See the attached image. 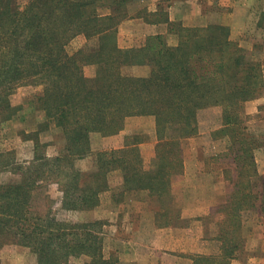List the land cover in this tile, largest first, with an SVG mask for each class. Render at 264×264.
I'll list each match as a JSON object with an SVG mask.
<instances>
[{"label": "trees", "instance_id": "16d2710c", "mask_svg": "<svg viewBox=\"0 0 264 264\" xmlns=\"http://www.w3.org/2000/svg\"><path fill=\"white\" fill-rule=\"evenodd\" d=\"M132 1L29 0L21 7L17 0H0V123L17 115L20 109L11 97L27 84L43 87L36 109L46 116L29 135L36 143L35 162L15 165L0 154V171L19 174L18 180L0 185V238L31 248L38 264H68L84 255L91 259L87 264H118L116 256L104 252L107 223L58 220L55 202L41 203L48 186L59 185L63 210L91 211L109 189L107 174L120 170L123 191L148 192L158 202L157 225L169 226L180 216L170 203L173 180L184 172L183 141L199 133V111L221 107V127L211 137L227 143L216 158L225 165L226 199L207 219L221 249L217 255H195L193 264H231L247 246L250 214L264 218V176L255 155L264 140L244 117L245 104L264 90L263 62L233 40L228 27L187 28L170 22L163 10L144 17L167 23L178 36L176 46L163 35H151L139 47L122 49L118 27ZM79 35L98 39L97 46L88 53H69ZM86 65L96 67L94 77L86 76ZM134 66L149 67L148 76L124 72ZM131 116L156 119L150 167H144L139 148L145 140L133 135L120 149L96 153L97 170L82 173L77 163L93 155L91 136L116 135ZM51 122L67 142L66 154L54 159L46 157L47 146L39 142Z\"/></svg>", "mask_w": 264, "mask_h": 264}, {"label": "crops", "instance_id": "0c3cea01", "mask_svg": "<svg viewBox=\"0 0 264 264\" xmlns=\"http://www.w3.org/2000/svg\"><path fill=\"white\" fill-rule=\"evenodd\" d=\"M247 3V1L243 3V0H229V3L226 0H133L127 6V19L118 27V44L122 49L139 47L151 35H166L168 40L167 35L171 36L172 31L167 23L154 22L152 18L147 20L144 17L145 12L154 14L162 10L168 13L170 22L184 24L195 13L204 12L205 18L207 10L211 11L212 14L205 18L208 23L213 22L228 27L231 38L235 40L237 36H233L247 29L248 26L251 7ZM247 39L243 37L239 41L241 43ZM250 104L256 107L262 105L261 107L264 108V96L247 103ZM220 109L219 107L208 109L209 114H215L213 115L215 119L209 125L211 128L209 131H203L199 123V133L183 141L184 172L173 180L172 194L175 199L170 203L171 208L180 212V216L177 219L173 218L174 223L171 225L166 227L157 225L159 207L155 198L144 191L130 193L123 191L121 173L113 174L117 175L114 186L110 184V191L101 196L100 206L92 212L98 219L107 222L106 226L113 229V233L110 234L114 237L113 251L119 259L118 264H193L195 255L210 254L209 246H213L214 254L220 253V243L214 238L215 227L205 223L213 208L223 204L226 199L220 168L219 170L217 166V168H209L206 162L207 142L209 141L210 147H216L220 142L211 137V133L221 127ZM148 119L152 123L147 128L141 124L146 122L147 118L146 120L144 117L129 118L124 131L117 136L105 138L98 134L92 135V145L96 149L116 150L124 146L126 136L138 131L147 133L150 139L142 143L140 148L144 167L148 169L155 156L157 144L154 120L152 117ZM222 142L226 143V141ZM258 151L256 155H260ZM224 152L225 150L222 153ZM261 156H264V149ZM215 161L221 166L220 162ZM258 163L257 160V165ZM258 172L263 175V168L258 166ZM165 204L167 206V201ZM251 217L249 220L257 225L254 227V233L248 226L246 236L250 238L249 243L255 249L247 250L250 253L247 254L245 264H264V254L260 252L261 247H264V218L258 213L252 219ZM243 254L245 253L240 255Z\"/></svg>", "mask_w": 264, "mask_h": 264}, {"label": "rangeland", "instance_id": "374dc122", "mask_svg": "<svg viewBox=\"0 0 264 264\" xmlns=\"http://www.w3.org/2000/svg\"><path fill=\"white\" fill-rule=\"evenodd\" d=\"M17 1L21 7H24L29 2V0H17ZM245 1H247L248 2L247 4L251 7V11L248 14V26L247 29H243L239 33L237 32L233 37L237 36L235 38V41L237 40V42L239 41L240 38L243 37L248 38L247 40H243V42L241 43L239 41V44L243 45L244 48L251 51V54L254 56L255 60H259L263 62V79H264V28L259 27L260 24H264V0H243V3H245ZM226 2L229 3V0H226ZM210 12L211 11L207 10L206 16L212 14ZM203 13H199V12L195 13L194 15H191L190 19L187 20L185 24L183 22L181 23L183 24V26L187 28H200V27L203 28L211 24H216L213 22L208 23V21L205 19L206 16L205 18L203 17ZM210 18L213 19L214 17L210 16ZM169 35H167L169 37V39L167 40L169 46L172 47L176 46L178 44V36L176 32L175 33L172 32L171 36ZM164 36L166 37V35ZM97 44H98V39L95 38L90 40L86 38L84 35H79L69 44L68 52L71 54L76 53L77 51H83L88 53L89 48H93L97 46ZM137 45L139 46V43H137ZM84 71L87 77L92 78L96 73V67L93 65H86ZM124 72L128 75L144 77V76H148L150 72V68L147 66L125 67ZM42 92H43L42 86H35L32 84L18 86L13 96L11 97V102L14 107H17L20 110L12 120L0 123V154H6V159L13 161L15 165L16 164L28 165L27 163L35 162L36 143L32 138L29 137V135L34 132H37L39 124L44 123L46 121L45 114L43 112L37 111L36 109L37 97L41 95ZM262 95L264 96V90L260 96ZM261 106L256 107L253 104L247 105L246 103L244 108V117H246V119L247 118L249 119L250 126H252V130L255 136L264 140V108ZM211 108H216V107H211ZM211 108L203 109L198 113V122L201 123L203 131H209L211 129L209 125L212 124L211 122L215 119V117L213 116L215 114L208 113L210 111L208 109ZM220 110L222 117V108ZM137 117H144L145 120L147 118L146 122L141 123L142 126H144L145 128H147L149 124L152 123V121L148 119L152 117L153 118L152 120H154L153 123H155V127H156V119L153 116H131L128 117L127 119L137 118ZM259 118L260 119L262 118V120H260ZM127 119L125 121V127H126ZM49 125H50L49 129L42 131L39 135V142L41 144H46L47 146L45 150V155L49 159H54L55 157L58 156H64L66 154V146H67L65 135L62 129L57 127L54 123L51 122L49 123ZM129 127L133 128L132 126ZM124 129L120 133H122ZM120 133L113 136H117ZM96 134L97 133H94L93 135ZM133 135H136L137 138L141 141L145 140L143 143L147 142L150 139V136L147 133H143L142 131L135 132V134H131L126 137L129 136L132 137ZM113 136H108V137H113ZM156 138H157V134H156ZM125 140H124V144H125ZM219 141H220L219 142L220 145L218 144L216 147L215 146L210 147L209 141L207 142L206 162L209 168L218 167L217 168L218 170L220 168L221 179L224 181L225 184V176L227 177V174L223 173L224 172L223 169L225 165L221 164V166H219V164H217L215 160L216 158H218L219 155L223 154L222 152L225 150L227 143L222 142L225 140H219ZM91 149L93 155L81 159L77 163L82 173H88L97 170L96 168L97 161L95 155L100 151L106 150V149H96L92 145V142H91ZM263 149L264 148L262 147L259 151L257 150L258 152H260V155L258 154L256 155L257 151L255 155L257 156L256 161L257 160L259 161L258 166L263 168L264 171V156L263 157L261 156V152ZM33 169H36V167ZM119 172L121 173L123 180V174L120 170H112L107 174V182L109 189L104 191L101 194V196L105 194V192L110 191V187L112 184L114 186L117 180V175H113V174ZM18 179H19V174L15 173V170L13 171L10 168H7L6 170L0 171V185L7 184L9 182H13ZM62 196H63L62 190L60 189L59 185L53 183L48 186L47 192L44 193V197L42 196L41 199V203H43V205L47 201L55 202L53 215L56 216L58 220L66 223H87V222H93L99 220L104 221L102 219H98L93 214L92 211H94L95 209L91 211L63 210L61 205ZM101 196H100V204H101ZM255 215H257L256 212L251 213L250 214V217L252 216L251 219ZM205 223L207 225L209 224V222H205ZM209 225L214 226L212 225V223ZM247 225L252 228L251 232L254 233L255 231L253 230L255 229L254 227L257 225V223L255 224V222L253 223L252 221L248 220ZM214 229H215L214 238L216 240L217 232H216V228ZM110 232L112 234L113 229H111L110 226H105L104 252L106 253V255H109V257L116 256L114 254L115 252L113 251L115 248L114 237L110 234ZM247 239H248V245H247L248 248L246 247L243 252L245 254L239 255L235 260L232 261L231 264H245L247 254L250 253V251L247 250L252 248L255 249V247H253V245L249 243V241H251L250 238L247 237ZM208 249L210 250L209 255H217L214 254L213 246H209ZM220 249H221V244H220ZM260 252L264 254V247H261ZM90 260H91L90 257L84 255L80 257L71 258L68 264H87L90 262ZM0 264H38V261L36 254L32 251L31 248L27 246H23L19 243H15L14 241L7 242L6 236H3L2 238H0Z\"/></svg>", "mask_w": 264, "mask_h": 264}]
</instances>
